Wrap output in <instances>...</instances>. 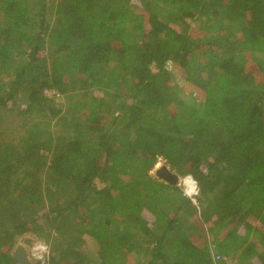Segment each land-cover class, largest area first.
Returning a JSON list of instances; mask_svg holds the SVG:
<instances>
[{
	"label": "trees",
	"instance_id": "obj_1",
	"mask_svg": "<svg viewBox=\"0 0 264 264\" xmlns=\"http://www.w3.org/2000/svg\"><path fill=\"white\" fill-rule=\"evenodd\" d=\"M253 53L264 0H0V119L66 99L53 130L0 128V264L26 234L48 246L31 264H264ZM160 161L196 182V204L151 175Z\"/></svg>",
	"mask_w": 264,
	"mask_h": 264
},
{
	"label": "rangeland",
	"instance_id": "obj_2",
	"mask_svg": "<svg viewBox=\"0 0 264 264\" xmlns=\"http://www.w3.org/2000/svg\"><path fill=\"white\" fill-rule=\"evenodd\" d=\"M251 56L253 57L255 62L264 61V54L253 53ZM168 69H170V71L175 74L174 75V78H175L174 81L176 83L175 85H176V87H178L179 90H181V92H180L181 97L183 99H188L187 103L189 105H191L193 102L194 103L200 102L202 99V98H200L201 93L198 92V90L195 87L188 85L187 83L183 82V78H181L179 76V72L175 69V67L172 63L169 64ZM52 93H53V91H45L44 92V94H46L48 96V98H50V99L55 97V99L53 100L54 104H53L52 108L45 110V113L39 114V113L34 111V113H37L39 115L38 116H34V115L31 116L30 115L31 112H30V113H27L23 118H18L17 117L18 114H16L15 112H8L7 111L5 114L2 115V118H1L2 121H0V128L3 129V131L5 133L13 135L12 138H17V135L21 134L19 131L23 130L20 122L16 120V118H17V119L31 120L32 122L37 123L39 125V129L41 131L45 130V129H48V130L55 129L54 123H55L56 119L55 120L52 119V117L54 115V113H52V112L58 111V109H60V107L62 105H63V107H65L66 99L64 97H62L61 95L57 97V96L53 95ZM195 94L200 95L199 99H196L197 101L194 100ZM16 102H17V109L19 111L28 106V101L19 102L18 100H16ZM18 132L20 134H18ZM163 165H164V163L162 161L158 162L156 164L154 170L151 172V175L153 177H155L154 176L155 169H157ZM180 179H182V178L179 177V181L177 183V186L184 193V188H183V185H182ZM96 185L98 188H103V184L100 183L99 181H96ZM198 197H199V191H198V194L195 197V199H197ZM132 235L135 237V233ZM36 241H43V240H39L38 237L35 236L34 234L23 235V236L17 238L15 249L19 246L23 247L26 250L27 254H29L28 251L30 252L32 245ZM15 249H14V251H15ZM89 249H92V250L97 249L94 241H88L87 245L84 246V252L88 258H89V256H88L87 250H89ZM213 258H214V260L216 259V257H213ZM130 259H132V258H130ZM29 260L31 261L30 258H29ZM130 262H131V260H130ZM233 264H235L234 261H233Z\"/></svg>",
	"mask_w": 264,
	"mask_h": 264
},
{
	"label": "water",
	"instance_id": "obj_3",
	"mask_svg": "<svg viewBox=\"0 0 264 264\" xmlns=\"http://www.w3.org/2000/svg\"><path fill=\"white\" fill-rule=\"evenodd\" d=\"M154 176L160 180L165 182L166 184L175 186L179 181V176L172 173L169 168L165 165L155 169ZM13 258L18 264H31L28 254L23 247H17L13 252Z\"/></svg>",
	"mask_w": 264,
	"mask_h": 264
},
{
	"label": "built area",
	"instance_id": "obj_4",
	"mask_svg": "<svg viewBox=\"0 0 264 264\" xmlns=\"http://www.w3.org/2000/svg\"><path fill=\"white\" fill-rule=\"evenodd\" d=\"M52 94L54 95V92ZM55 96L58 97V95H55ZM186 180H189L192 187H193V193L192 194H187V192H186V187H185V181ZM180 181H181L183 188H184V195L186 197H188L192 201V203L196 204L195 197L198 194V187H197L196 182L190 176H186V177L180 179ZM48 253H49L48 252V246L44 242L37 241L31 247L30 252L28 254V257L31 260H33V259L34 260H41V259L45 258L48 255ZM220 259H221L220 256H216V259L214 261L217 262Z\"/></svg>",
	"mask_w": 264,
	"mask_h": 264
},
{
	"label": "bare ground",
	"instance_id": "obj_5",
	"mask_svg": "<svg viewBox=\"0 0 264 264\" xmlns=\"http://www.w3.org/2000/svg\"><path fill=\"white\" fill-rule=\"evenodd\" d=\"M185 187H186L187 194H192L193 193V187H192V185H191L189 180L185 181Z\"/></svg>",
	"mask_w": 264,
	"mask_h": 264
}]
</instances>
